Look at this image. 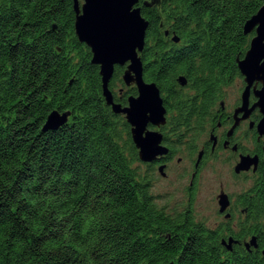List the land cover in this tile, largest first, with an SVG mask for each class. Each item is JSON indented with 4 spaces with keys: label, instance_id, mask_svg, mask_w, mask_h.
Here are the masks:
<instances>
[{
    "label": "trees",
    "instance_id": "obj_1",
    "mask_svg": "<svg viewBox=\"0 0 264 264\" xmlns=\"http://www.w3.org/2000/svg\"><path fill=\"white\" fill-rule=\"evenodd\" d=\"M146 1L144 78L161 90L171 156L183 146L193 156L224 87L241 75L237 59L255 34L244 24L264 0ZM75 20L74 0H0V264H263L231 259L223 232L158 203ZM124 71L116 64L109 82L123 104L138 93L116 92ZM54 109L71 115L44 130ZM250 193L248 232L264 247V179Z\"/></svg>",
    "mask_w": 264,
    "mask_h": 264
},
{
    "label": "water",
    "instance_id": "obj_2",
    "mask_svg": "<svg viewBox=\"0 0 264 264\" xmlns=\"http://www.w3.org/2000/svg\"><path fill=\"white\" fill-rule=\"evenodd\" d=\"M140 0H74L76 11L75 30L79 40L85 42L92 50V62L100 66L103 81V94L107 104L111 105L115 113L125 115L131 125L134 143L139 149L142 161H153L168 152L160 130L149 129V124L161 126L167 122V108L161 90L155 82H148L144 78V65L140 53L145 46L148 20L143 16ZM158 0L146 1L151 5ZM255 31L250 46L242 58H238L240 72L245 75L247 85L242 94L243 105L248 109L251 88L257 101L251 107L259 108L262 118L258 123V131L264 136V4L244 24V32ZM168 33V31H166ZM173 39L179 41L174 35ZM116 64L126 65L123 79L127 85L135 84L137 95L128 98V104L122 105L114 98L109 87ZM179 81L187 83L185 76ZM262 86L258 87V83ZM71 115L70 110L61 112L54 109L49 113L43 129H56L66 123ZM201 156V155H200ZM250 157H243L237 165V170L245 168L254 161ZM165 175V165L160 166ZM219 203L223 211L228 205V195L220 194ZM256 238L253 237L254 243ZM169 264H178L171 261Z\"/></svg>",
    "mask_w": 264,
    "mask_h": 264
},
{
    "label": "flooded vegetation",
    "instance_id": "obj_3",
    "mask_svg": "<svg viewBox=\"0 0 264 264\" xmlns=\"http://www.w3.org/2000/svg\"><path fill=\"white\" fill-rule=\"evenodd\" d=\"M257 85L258 87L262 86L260 82ZM122 90L124 91L121 87L120 93ZM254 96V92L252 91L249 99V107L243 110L240 109L243 102L242 94H240L238 100L232 106L228 105L224 98L219 101L220 104L216 109V119L210 123L207 129L209 136L199 143L200 147H198L199 149L197 150L198 155L197 158H195L189 186L187 187L186 204L183 208L172 207L169 209L172 213L175 211L181 212L187 210L191 212L196 222L205 224L208 229L220 230L223 232L220 243L222 249L226 251V254L229 255L231 259L243 253L250 256L252 255L253 257L259 256L260 259L264 258V247L260 245L257 235L248 232V228L254 224L253 215L249 213V205L244 203L243 200L244 196L250 198L253 194L250 192L254 189L255 184L261 179H264V136L260 135L257 128L262 114L259 108H251L256 99ZM126 104H128V101L125 104L122 103V105ZM165 126L166 123L161 126L149 124L148 128L160 130L164 136L166 131V129H164ZM164 139L165 137H163L162 143L167 146L169 150L166 154L159 156L153 161L156 163L158 169L161 165H165L166 169L168 160L177 155L174 154L171 156V147ZM222 152L230 153L229 163L232 164V174L238 178L244 177L247 184H249H246V187L237 194H233L229 190V192L226 191L227 188L221 183L220 193L216 196L218 206L216 219L214 223H211L209 216L198 218L194 205L197 201L200 189L199 178L202 172L203 158L212 156L213 154L217 155ZM243 157H250L255 160L251 161L247 167L237 170V165L241 162ZM180 160L181 158H178V161ZM221 193H226L228 195V205L223 211L219 203ZM253 237L256 238L254 243L252 242Z\"/></svg>",
    "mask_w": 264,
    "mask_h": 264
},
{
    "label": "rangeland",
    "instance_id": "obj_4",
    "mask_svg": "<svg viewBox=\"0 0 264 264\" xmlns=\"http://www.w3.org/2000/svg\"><path fill=\"white\" fill-rule=\"evenodd\" d=\"M240 73L241 75H237L229 83V85L224 87V99H226L227 104L230 106L234 105L240 94H243L247 85V82L245 81V75L242 74V72ZM124 85L125 86L118 85L119 87L117 86L115 88L116 92L120 93L121 87L125 90L124 87L130 86L127 85L125 81ZM252 88H254V86ZM252 88L251 93L253 91ZM122 92L124 91L122 90ZM251 93L249 99L251 97ZM254 97H256V95ZM257 99L258 98L256 97L254 103L257 101ZM243 102L240 107H242ZM219 104L220 103L218 101L215 109L218 108ZM208 136L209 135L206 131L205 134L199 138L198 142L200 143L201 141H204ZM190 155V152L184 146L177 155L168 160V166L164 170L165 175L161 174L157 166H152L151 163L154 160L142 161L137 164L142 172H149L150 175H152L153 187L151 190L153 194L157 196V201L160 205H167L169 208H183L185 206L187 199V187L189 186L192 167L195 158H197L198 152H196V154L193 156ZM229 155L230 153L222 152L220 154L218 153L217 155L213 154L212 156L203 158L204 161L202 165V172L199 178L200 189L194 207L198 214V218L209 216L211 223H214L216 219V212L218 209L216 196L220 193L221 183H223L227 188L226 191L229 190L233 194H237L243 190L247 184L244 177L238 178L232 174V164L229 163ZM178 158H181V160L178 161ZM147 165L149 166V170ZM174 262L177 263L176 261Z\"/></svg>",
    "mask_w": 264,
    "mask_h": 264
}]
</instances>
